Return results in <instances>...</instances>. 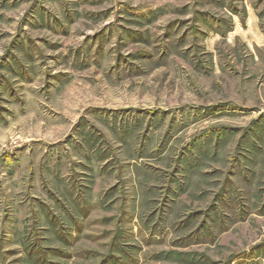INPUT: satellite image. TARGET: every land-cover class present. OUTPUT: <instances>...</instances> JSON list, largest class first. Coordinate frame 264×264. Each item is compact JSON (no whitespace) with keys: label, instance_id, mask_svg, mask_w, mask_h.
Returning <instances> with one entry per match:
<instances>
[{"label":"rangeland","instance_id":"1","mask_svg":"<svg viewBox=\"0 0 264 264\" xmlns=\"http://www.w3.org/2000/svg\"><path fill=\"white\" fill-rule=\"evenodd\" d=\"M0 264H264V0H0Z\"/></svg>","mask_w":264,"mask_h":264}]
</instances>
